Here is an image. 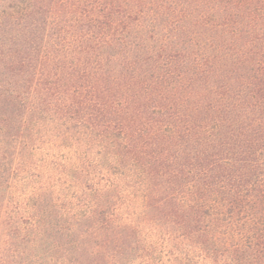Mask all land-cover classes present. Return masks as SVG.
<instances>
[{
  "label": "trees",
  "instance_id": "obj_1",
  "mask_svg": "<svg viewBox=\"0 0 264 264\" xmlns=\"http://www.w3.org/2000/svg\"><path fill=\"white\" fill-rule=\"evenodd\" d=\"M0 264H264V0H0Z\"/></svg>",
  "mask_w": 264,
  "mask_h": 264
}]
</instances>
